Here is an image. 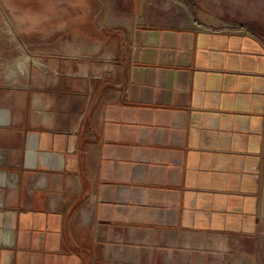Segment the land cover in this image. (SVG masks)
I'll list each match as a JSON object with an SVG mask.
<instances>
[{
	"label": "crops",
	"instance_id": "0c3cea01",
	"mask_svg": "<svg viewBox=\"0 0 264 264\" xmlns=\"http://www.w3.org/2000/svg\"><path fill=\"white\" fill-rule=\"evenodd\" d=\"M102 7L5 109L0 264H259L264 44L180 0Z\"/></svg>",
	"mask_w": 264,
	"mask_h": 264
},
{
	"label": "rangeland",
	"instance_id": "374dc122",
	"mask_svg": "<svg viewBox=\"0 0 264 264\" xmlns=\"http://www.w3.org/2000/svg\"><path fill=\"white\" fill-rule=\"evenodd\" d=\"M180 1L201 21L216 28H243L246 35L264 44V0ZM110 2L0 0V123L7 122L5 109L13 107L16 112L23 101L30 108L39 85L44 82L35 77L33 63L28 60L29 55H33L29 52H41L43 56L50 57L69 50L66 49L67 32L71 34L82 20H94L97 10ZM23 52L26 60L18 57L20 54L23 56ZM19 60L26 63L25 74L21 69L23 66L19 68ZM262 196L260 228L264 238V168ZM261 258L259 264H264Z\"/></svg>",
	"mask_w": 264,
	"mask_h": 264
}]
</instances>
